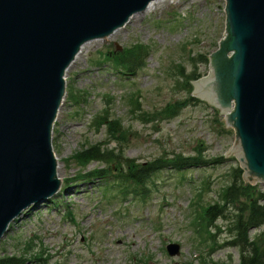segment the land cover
I'll return each instance as SVG.
<instances>
[{
  "label": "rangeland",
  "instance_id": "obj_1",
  "mask_svg": "<svg viewBox=\"0 0 264 264\" xmlns=\"http://www.w3.org/2000/svg\"><path fill=\"white\" fill-rule=\"evenodd\" d=\"M153 3L105 41L85 43L66 70V95L52 131L61 191L11 223L0 240V256L22 254L26 264H198L205 255L207 263L238 264L240 250L230 245L228 217L218 218L210 230L193 223L195 203L203 207L218 201L232 169L240 166L237 156H224L234 141V128L223 127L224 115L213 105L191 99L192 88L178 72L182 68L185 75H206L208 60H194L197 54L207 58L218 47L225 0ZM136 43L148 51L133 74L100 55H122ZM182 102L177 115H166L167 107ZM112 119H119L118 137L107 132ZM99 142L119 154L121 163L90 161L80 166L72 159ZM195 154L208 163L182 171L159 170L146 182L144 196L131 192L128 181L114 182L117 187L110 186L112 181L106 186L102 180L72 181L81 167L105 168L112 178L126 168L125 159L140 164ZM216 158L221 159L212 163ZM243 182L255 193H264V180ZM263 229L264 225L249 234L256 237ZM170 242L179 244L173 256L165 249ZM39 253L43 254L36 259Z\"/></svg>",
  "mask_w": 264,
  "mask_h": 264
},
{
  "label": "water",
  "instance_id": "obj_2",
  "mask_svg": "<svg viewBox=\"0 0 264 264\" xmlns=\"http://www.w3.org/2000/svg\"><path fill=\"white\" fill-rule=\"evenodd\" d=\"M151 1L0 0V239L23 210L60 188L51 127L66 69L84 43L105 41ZM225 1L222 40L192 94L218 113L234 102L220 119L235 129L224 156H237L245 181L255 183L264 180V0Z\"/></svg>",
  "mask_w": 264,
  "mask_h": 264
},
{
  "label": "trees",
  "instance_id": "obj_3",
  "mask_svg": "<svg viewBox=\"0 0 264 264\" xmlns=\"http://www.w3.org/2000/svg\"><path fill=\"white\" fill-rule=\"evenodd\" d=\"M146 54V48L142 45H136L129 48L122 55L114 58L115 65L127 71H134L141 67L142 61ZM204 55L197 54V63L206 61ZM182 72V68H181ZM184 77V74H181ZM190 73L185 76L187 86L190 87L189 79H197ZM193 99V98H191ZM184 102L176 104L165 109L167 116L177 114V110ZM108 131L112 134H119L120 128L117 121H111L108 126ZM117 154L113 149L103 147L102 144L95 143L86 146L76 152L72 159L80 166L90 161H102L108 163L116 159ZM221 158L214 159L213 163H218ZM208 162L201 158L200 155L194 156H176L172 159L158 158L151 162L135 164L132 161L127 162V169L121 178L132 182L136 186H142L150 179L155 172L168 167L176 169H184L186 167L205 165ZM103 169H94L89 172H78V180H90L92 178L104 177ZM106 178V176H105ZM228 207L231 212H228ZM230 211V210H229ZM230 217V229L233 232L232 245L238 246L240 249V259L238 264H264V230H262L255 238L249 239V230L257 228L264 224V193L254 192L253 186L246 184L242 180V170L239 167L232 169L231 181L226 185L220 196V202L209 205L203 211V220L206 228L216 227L215 220L218 217ZM35 258H38L36 256ZM26 259L22 255H9L0 257V264H25ZM202 264H224L214 262H203ZM229 264V263H227Z\"/></svg>",
  "mask_w": 264,
  "mask_h": 264
},
{
  "label": "bare ground",
  "instance_id": "obj_4",
  "mask_svg": "<svg viewBox=\"0 0 264 264\" xmlns=\"http://www.w3.org/2000/svg\"><path fill=\"white\" fill-rule=\"evenodd\" d=\"M153 4H154L153 2L150 3L149 6L147 7V10H148L149 7L152 6ZM84 47H85V45L81 48V50H80V52L78 53V55L76 56L74 62L76 61V59H78L79 55H80V54L82 53V51L84 50ZM226 112H227V111H226Z\"/></svg>",
  "mask_w": 264,
  "mask_h": 264
}]
</instances>
